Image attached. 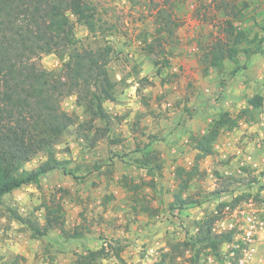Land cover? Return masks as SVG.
I'll return each mask as SVG.
<instances>
[{
    "label": "rangeland",
    "instance_id": "374dc122",
    "mask_svg": "<svg viewBox=\"0 0 264 264\" xmlns=\"http://www.w3.org/2000/svg\"><path fill=\"white\" fill-rule=\"evenodd\" d=\"M89 1L98 26L90 32L77 24V48L110 51L115 97L104 105L110 118L94 120L75 95L63 100L77 125L56 156L76 178L57 170L0 199V264H75L102 248L106 254L93 264H158L167 255L164 264H191V248L180 257L170 248L195 237L200 221L219 220L228 206L243 202L264 210V0H237L248 4L239 25L248 38L244 51L208 72L203 55L228 29L217 0ZM161 10L173 11V34L163 28ZM41 64L59 71L64 61L44 55ZM255 96L263 98L258 110L248 104ZM223 114L236 122L216 141L231 144L227 157L215 143L183 193L192 205L181 209L175 196L187 177L178 172L195 164L192 137L205 136ZM46 159L41 154L25 168L35 170ZM58 205L63 226L41 235L47 208ZM75 232L84 237H66ZM197 248L198 264L207 263L209 250Z\"/></svg>",
    "mask_w": 264,
    "mask_h": 264
},
{
    "label": "trees",
    "instance_id": "16d2710c",
    "mask_svg": "<svg viewBox=\"0 0 264 264\" xmlns=\"http://www.w3.org/2000/svg\"><path fill=\"white\" fill-rule=\"evenodd\" d=\"M164 3L169 4V0ZM216 5L217 11L227 17L228 29L225 38L216 40L204 53L205 72L221 68L227 61L234 62L248 39L239 26L248 4L240 7L237 0H217ZM160 15L163 28L173 34V11L161 10ZM97 19L98 10L89 0H0V199L25 185L39 183L57 170L75 177L68 162L56 156L57 146L77 125L74 116L62 107L67 97L75 95L94 120H109L104 105L115 97V84L108 69L110 51L77 48V24L96 32ZM44 55L60 56L64 61L61 70L44 69L41 64ZM248 104L258 110L263 106V98L255 96ZM231 123L236 122L229 114H223L213 120L205 136L192 137L197 151L195 164L190 171L178 172V178L187 177L179 184L175 196L181 209L192 203L183 200V193L199 171L200 162L212 155L221 131ZM41 154L46 161L35 170H26V165ZM143 164L146 167L148 162ZM62 212L60 205L56 209L47 208L46 226L43 232H38L46 235L62 227ZM217 220L213 216L200 221L195 237L171 246V254L180 257L191 248L194 252L191 264H198L202 253L197 246L201 245L209 250L207 255L219 257L221 246L231 240V235L219 237L213 233ZM66 235L68 239L84 237L80 232ZM104 254L105 248L89 252L79 256L75 264H93ZM167 257L158 264H164Z\"/></svg>",
    "mask_w": 264,
    "mask_h": 264
},
{
    "label": "built area",
    "instance_id": "2783aa9c",
    "mask_svg": "<svg viewBox=\"0 0 264 264\" xmlns=\"http://www.w3.org/2000/svg\"><path fill=\"white\" fill-rule=\"evenodd\" d=\"M230 147L231 144L224 140L215 144V149L225 158ZM247 161L252 164V157H248ZM213 233L219 237L232 235L221 251L224 264H264V210L258 208L254 201L228 206L224 216L215 222ZM148 253L152 256L155 249L150 248ZM205 264L222 263L220 256H211Z\"/></svg>",
    "mask_w": 264,
    "mask_h": 264
}]
</instances>
